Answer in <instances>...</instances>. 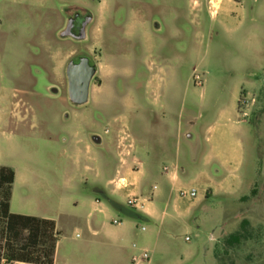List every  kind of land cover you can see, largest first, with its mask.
<instances>
[{
  "label": "rangeland",
  "instance_id": "1",
  "mask_svg": "<svg viewBox=\"0 0 264 264\" xmlns=\"http://www.w3.org/2000/svg\"><path fill=\"white\" fill-rule=\"evenodd\" d=\"M75 13L84 41L60 37ZM80 57L97 72L74 106ZM0 166L11 214L57 222L56 264H264V0H0Z\"/></svg>",
  "mask_w": 264,
  "mask_h": 264
},
{
  "label": "trees",
  "instance_id": "2",
  "mask_svg": "<svg viewBox=\"0 0 264 264\" xmlns=\"http://www.w3.org/2000/svg\"><path fill=\"white\" fill-rule=\"evenodd\" d=\"M15 173L9 167L0 166V219L1 234L0 264H53L59 232L55 222L32 216L11 214L9 204ZM246 222H242L243 228ZM240 235H230L226 244L240 242Z\"/></svg>",
  "mask_w": 264,
  "mask_h": 264
},
{
  "label": "water",
  "instance_id": "3",
  "mask_svg": "<svg viewBox=\"0 0 264 264\" xmlns=\"http://www.w3.org/2000/svg\"><path fill=\"white\" fill-rule=\"evenodd\" d=\"M71 20H68L65 29L61 32V38H72L77 41L86 39V27L92 22L91 16H85L81 23V30L78 36L71 33ZM96 67L90 65L89 59L81 57L78 63L70 61L65 70L67 79V96L69 102L74 106H83L89 100L91 82L96 75Z\"/></svg>",
  "mask_w": 264,
  "mask_h": 264
},
{
  "label": "crops",
  "instance_id": "4",
  "mask_svg": "<svg viewBox=\"0 0 264 264\" xmlns=\"http://www.w3.org/2000/svg\"><path fill=\"white\" fill-rule=\"evenodd\" d=\"M223 1V0H222ZM221 2V1H220ZM229 2H232V0H228V3ZM225 13V12H224ZM230 13V10H228V14ZM228 21H229V19H228ZM212 131V130H211ZM213 133V132H212ZM212 133H207V137H206V143L209 145V154H208V156L204 159V165H203V168L202 169H200V171H199V174H198V176H199V179H202L203 180V188H204V193L206 194V191L208 190V189H211V183L210 182H212L211 180H212V178L209 176V174H208V180L206 181V172L207 171H204V166L206 165V167H210L211 168V163L214 161L213 159H214V153H215V151H216V147H215V145L213 144V139L211 138V134ZM92 139H93V141L94 142H96V144H100V142H101V139L99 138V137H97V136H93L92 137ZM233 148H238L239 146H238V143H234L233 142ZM164 168H167V167H164ZM164 168H163V172H162V174L160 175V180H161V178H162V175H163V178H162V182L160 183V187H157V190H158V188H159V197H162L163 195H165V191L167 190L168 191V194H167V196H166V199H165V201L167 200H169V197H170V194H171V192H172V190L178 185V183H179V177H178V172H177V170H176V166H174L173 167V171H171V172H169V169L167 168V170L166 171H164ZM213 170H215V169H213ZM209 172V171H208ZM14 180H15V178H14ZM156 190V191H157ZM11 202H12V193H11V199H10V204H9V212L10 213H13L12 212V210H11ZM151 202V200L150 201H144V202H142V200H140L139 201V203H144L143 205L142 204H139L138 205V208L136 209V210H139V209H142V208H144V206H146L147 204H149ZM148 212H149V210H148ZM148 212H146V213H144V215H145V217H147V218H150L151 216H150V214L152 213V211H150L149 213ZM37 218H40V217H37ZM41 219H47V220H52V221H54L55 222V226H56V230L59 232V228H58V225H57V222L54 220V219H52V218H48V217H44V218H41ZM92 236H95L96 234H97V231H95V230H93V228H92ZM78 229H76L75 230V237L77 236V235H79L78 234ZM59 234H60V232H59ZM77 238V237H76ZM119 240H122L121 238L119 239ZM58 244V243H57ZM56 248H57V245H56ZM55 254H56V250H55ZM130 261H131V259H130ZM132 263V262H131ZM13 264H25V263H13ZM53 264H56V262H55V255H54V263ZM133 264V263H132Z\"/></svg>",
  "mask_w": 264,
  "mask_h": 264
},
{
  "label": "built area",
  "instance_id": "5",
  "mask_svg": "<svg viewBox=\"0 0 264 264\" xmlns=\"http://www.w3.org/2000/svg\"><path fill=\"white\" fill-rule=\"evenodd\" d=\"M166 170H167V168H164V171H166ZM122 181H123L122 179L119 180V182H122ZM120 185H121V184H120ZM156 190H157V186L154 185V186L152 187V190H151V191H152V192H155ZM177 194H178L180 197H191V198H194V197L196 196V193H195L194 190H191V191H189V192L178 191ZM140 200H142L143 202H144V201H147V202H148V201H150V198H148V199L131 198V199L128 200L127 203H128V205H130L131 207L137 209ZM113 224L118 225V224H120V222L114 220V221H113ZM140 230H141V231H144L145 228H144V227H141ZM76 237H78V235H77ZM185 240L187 241L188 238H185ZM132 248H136V246L133 245ZM131 262H132L133 264H135V263H137V262H144L145 264H149V263H150V257H149V255H148V252H147V251H142L140 254H137V255L134 254V255H132V257H131Z\"/></svg>",
  "mask_w": 264,
  "mask_h": 264
},
{
  "label": "flooded vegetation",
  "instance_id": "6",
  "mask_svg": "<svg viewBox=\"0 0 264 264\" xmlns=\"http://www.w3.org/2000/svg\"><path fill=\"white\" fill-rule=\"evenodd\" d=\"M84 17L85 16H82L79 13H75V14H73L72 17H69L67 19V22H68V20H71L72 21L71 24H70V26H71V33L73 35H75V36H78L79 35L80 30H81V23H82ZM80 58H78L76 61H73V62L74 63H78ZM89 63H90V65H94L90 60H89Z\"/></svg>",
  "mask_w": 264,
  "mask_h": 264
}]
</instances>
